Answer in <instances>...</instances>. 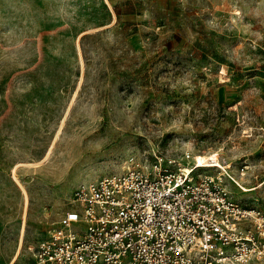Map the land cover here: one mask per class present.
Listing matches in <instances>:
<instances>
[{"label": "rangeland", "instance_id": "1", "mask_svg": "<svg viewBox=\"0 0 264 264\" xmlns=\"http://www.w3.org/2000/svg\"><path fill=\"white\" fill-rule=\"evenodd\" d=\"M157 156L264 214V0H0V264Z\"/></svg>", "mask_w": 264, "mask_h": 264}, {"label": "built area", "instance_id": "2", "mask_svg": "<svg viewBox=\"0 0 264 264\" xmlns=\"http://www.w3.org/2000/svg\"><path fill=\"white\" fill-rule=\"evenodd\" d=\"M191 161L192 156L186 155ZM175 158L129 160L82 182L33 264L264 262V214L234 200L212 166Z\"/></svg>", "mask_w": 264, "mask_h": 264}, {"label": "bare ground", "instance_id": "3", "mask_svg": "<svg viewBox=\"0 0 264 264\" xmlns=\"http://www.w3.org/2000/svg\"><path fill=\"white\" fill-rule=\"evenodd\" d=\"M194 164H197V166H210L211 167V166H215V165L219 166V165H221V162L216 157H214V158L212 157V158L204 160V162H200V160H198ZM194 164H192V165H194Z\"/></svg>", "mask_w": 264, "mask_h": 264}]
</instances>
